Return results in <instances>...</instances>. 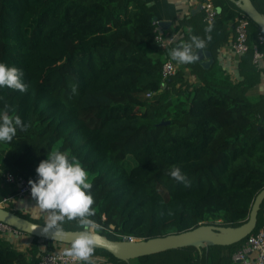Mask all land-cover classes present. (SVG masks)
Instances as JSON below:
<instances>
[{"label": "trees", "instance_id": "obj_1", "mask_svg": "<svg viewBox=\"0 0 264 264\" xmlns=\"http://www.w3.org/2000/svg\"><path fill=\"white\" fill-rule=\"evenodd\" d=\"M211 1L219 7L211 24L202 11L163 31L170 36L189 27L173 47L191 35L207 41L219 22L242 13L230 0ZM251 1L264 15V0ZM149 2L0 0V61L21 68L27 84L25 92L0 87V112L28 124L11 142H0V170L29 181L48 153L75 156L92 184L91 219L109 239H148L200 224L238 226L264 187V101L262 93L251 94L264 78L251 48L262 30L250 20V49L238 57L236 79L218 63L213 42L210 67L180 64L163 81L162 64L171 55L155 41L159 18ZM127 156L135 162L130 168ZM173 166L186 174L187 185L168 174ZM4 207L33 222L47 219L12 202ZM61 227L82 229L78 218ZM21 234L19 247L12 233L0 231V264H40L43 248L70 246ZM237 245L186 246L128 261L99 248L93 255L107 264H230Z\"/></svg>", "mask_w": 264, "mask_h": 264}, {"label": "clouds", "instance_id": "obj_2", "mask_svg": "<svg viewBox=\"0 0 264 264\" xmlns=\"http://www.w3.org/2000/svg\"><path fill=\"white\" fill-rule=\"evenodd\" d=\"M210 30L211 25L206 31ZM207 40H211L210 35ZM205 49V39L191 35L189 42L171 49L170 55L178 64H190L200 60ZM23 77L21 68L0 61V87L25 92L27 84ZM27 127L28 124L22 122L19 115L10 116L7 110L0 112V142H11L18 128L25 130ZM35 171L36 178H30L28 181L31 196L36 201L31 206L34 218H38L40 213H47L42 231L51 232L53 238L59 239H64L66 235L61 223L66 219L78 218L82 230L71 239L70 246L64 249V252L80 264H92L91 257L102 237L98 231L100 225L91 219L95 215V209L92 207L94 198L86 168L75 156L54 150L38 163ZM168 174L177 182L188 184L187 176L179 166H173ZM40 225L37 224L34 228Z\"/></svg>", "mask_w": 264, "mask_h": 264}, {"label": "water", "instance_id": "obj_3", "mask_svg": "<svg viewBox=\"0 0 264 264\" xmlns=\"http://www.w3.org/2000/svg\"><path fill=\"white\" fill-rule=\"evenodd\" d=\"M230 1L236 4L243 14H245L252 22H254L262 31H264V15L256 9L251 0ZM200 7V5L197 6L198 9H200ZM158 24L162 28H166L168 22L160 21ZM198 52H201V50H198ZM197 61L202 67L208 68L213 61L211 58V53L207 50H203L201 53V59ZM263 200L264 187L256 194L255 198L253 199L247 219L238 226L200 224L195 228L178 233H168L148 239L136 240L109 239L107 236L99 232L102 240L95 248L103 249L112 254L117 259L128 261L132 258L186 246H193L198 249L204 247L207 249L209 246L213 245L228 246L236 244L256 228L257 214ZM0 222L20 232L64 244H70L71 239L82 230L63 229L66 233L64 239L53 238L51 232L44 233L42 231V223L33 222L25 217H22L16 214L14 211L6 209L3 205H0ZM37 224L41 225L34 228V226Z\"/></svg>", "mask_w": 264, "mask_h": 264}, {"label": "built area", "instance_id": "obj_4", "mask_svg": "<svg viewBox=\"0 0 264 264\" xmlns=\"http://www.w3.org/2000/svg\"><path fill=\"white\" fill-rule=\"evenodd\" d=\"M200 10L203 11V20L211 24L219 14V8L206 0L201 3ZM159 21L154 19L155 24V41L161 49L171 50V46L176 41V34L167 35L163 34L160 29ZM250 26V19L243 13L236 14L233 18V37L229 44V51L236 57L246 53L250 46L248 44V28ZM257 43L252 45L253 50L252 61L258 68L264 69V52L259 50V46L264 47V31H259L256 36ZM179 65L174 61L171 56L166 59L162 64V80L174 76L179 68ZM262 99L264 101V90L262 92ZM0 179L2 183L15 190L14 194L8 195L0 201V205L4 206L6 202H14L15 197H29L34 203L35 199L31 196L30 185L28 180L23 176L14 174L9 171H1ZM43 214V213H42ZM41 215V213H40ZM0 231L5 233H12L16 238L21 237L20 231L0 222ZM120 240H136L131 236H121ZM67 248V247H66ZM64 248V249H66ZM64 249L47 250L43 248V253L40 258V264H78L80 262L74 260L72 257L67 256ZM92 264H107L106 259L99 255H92ZM230 264H264V231L263 229L252 231L244 239L238 242V245L231 254Z\"/></svg>", "mask_w": 264, "mask_h": 264}, {"label": "crops", "instance_id": "obj_5", "mask_svg": "<svg viewBox=\"0 0 264 264\" xmlns=\"http://www.w3.org/2000/svg\"><path fill=\"white\" fill-rule=\"evenodd\" d=\"M206 0H150L149 5H153L156 13L158 14V21H166L168 22V25L166 28H162L160 26L161 31L168 28H175L179 20L183 16L189 17L190 15H194L198 12H202V10L198 9L197 6L201 5L202 2ZM211 1V0H209ZM212 2V1H211ZM219 8V7H217ZM219 15V14H218ZM217 17L219 18V16ZM216 17V18H217ZM232 18V17H231ZM234 18V17H233ZM157 20V19H156ZM203 22H205L203 20ZM233 20L228 18H224L223 23L219 22L217 24V27L214 31L210 34L211 40H207L206 49L211 53V58L214 61L213 53L211 49L209 48V45L213 42H216L217 45L215 46L216 49V59L218 63L222 66L224 70L230 75L232 79H236V63L238 60V57L234 56L228 49L230 41L233 37ZM188 26L179 27L177 31L174 33L177 35L176 40L179 39V37L184 33V31H188ZM164 33V32H163ZM184 43L183 41L179 44ZM174 44V43H173ZM178 45V44H177ZM171 49L175 48L173 45L170 47ZM170 55V54H169ZM212 61V63H213ZM212 63L209 65V67L212 65ZM180 66V65H179ZM185 76L188 78V80L191 82L193 80L196 81V79L189 73V69L185 68ZM264 80V78H263ZM261 81L257 86L253 87V92L251 90V94L257 95L261 94L264 90V81ZM1 172V170H0ZM15 190L11 187L5 185V183L1 182L0 179V197L4 198L8 195L14 194ZM2 200V199H1ZM0 200V201H1ZM13 205L17 210L27 212V213H34V210L31 208L35 203L34 201L29 197H15L13 199Z\"/></svg>", "mask_w": 264, "mask_h": 264}, {"label": "rangeland", "instance_id": "obj_6", "mask_svg": "<svg viewBox=\"0 0 264 264\" xmlns=\"http://www.w3.org/2000/svg\"><path fill=\"white\" fill-rule=\"evenodd\" d=\"M252 92H253V89H252ZM126 159H127V162H126V166H127V168H130V167H132V166L135 165V162H134V160H133L132 157L127 156ZM158 190H159L162 194H164V190H163L162 188L158 187ZM12 203H13V202H12ZM19 240H20V238H15L14 241H15L16 244L18 243L17 246L20 247V246H22V245H21L20 242H18ZM23 246H24V245H23ZM24 248H25V247H23V248H21V249L24 250Z\"/></svg>", "mask_w": 264, "mask_h": 264}]
</instances>
